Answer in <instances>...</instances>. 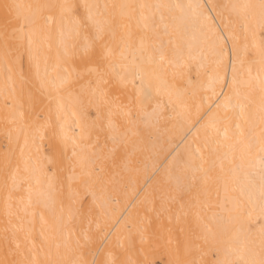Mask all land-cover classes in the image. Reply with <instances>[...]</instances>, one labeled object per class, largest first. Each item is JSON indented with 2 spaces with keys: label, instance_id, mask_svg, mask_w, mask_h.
Returning a JSON list of instances; mask_svg holds the SVG:
<instances>
[{
  "label": "bare ground",
  "instance_id": "1",
  "mask_svg": "<svg viewBox=\"0 0 264 264\" xmlns=\"http://www.w3.org/2000/svg\"><path fill=\"white\" fill-rule=\"evenodd\" d=\"M262 30L264 0H0V264H264Z\"/></svg>",
  "mask_w": 264,
  "mask_h": 264
},
{
  "label": "rangeland",
  "instance_id": "2",
  "mask_svg": "<svg viewBox=\"0 0 264 264\" xmlns=\"http://www.w3.org/2000/svg\"><path fill=\"white\" fill-rule=\"evenodd\" d=\"M262 33H264V30H262ZM0 144L2 145V148H4V149L6 147H8V141H7V138L5 137L3 131H0ZM46 148L49 151V147L46 146ZM8 179H9V170L6 172V180H8ZM238 264H244V263L240 262Z\"/></svg>",
  "mask_w": 264,
  "mask_h": 264
}]
</instances>
